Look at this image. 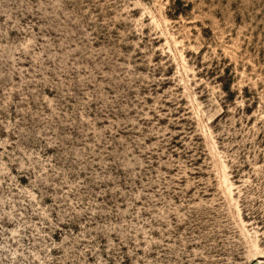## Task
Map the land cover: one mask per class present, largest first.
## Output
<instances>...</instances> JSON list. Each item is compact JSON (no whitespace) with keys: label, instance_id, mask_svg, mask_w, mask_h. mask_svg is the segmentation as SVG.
I'll use <instances>...</instances> for the list:
<instances>
[{"label":"rangeland","instance_id":"1","mask_svg":"<svg viewBox=\"0 0 264 264\" xmlns=\"http://www.w3.org/2000/svg\"><path fill=\"white\" fill-rule=\"evenodd\" d=\"M0 264H264V0H0Z\"/></svg>","mask_w":264,"mask_h":264}]
</instances>
